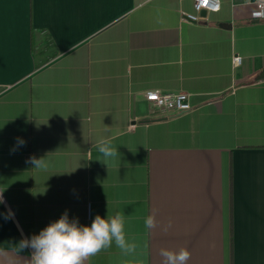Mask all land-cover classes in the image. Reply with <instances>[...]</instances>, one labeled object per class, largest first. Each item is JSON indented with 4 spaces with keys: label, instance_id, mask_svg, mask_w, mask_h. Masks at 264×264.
<instances>
[{
    "label": "crops",
    "instance_id": "1",
    "mask_svg": "<svg viewBox=\"0 0 264 264\" xmlns=\"http://www.w3.org/2000/svg\"><path fill=\"white\" fill-rule=\"evenodd\" d=\"M253 1L220 0L191 22L194 0H0V213H15L0 215V264H31L20 242L65 210L89 225L124 214L136 246L113 243L84 264H165L164 248L187 249V264H264ZM150 89L185 91L192 109L161 115ZM105 139L115 157L98 152Z\"/></svg>",
    "mask_w": 264,
    "mask_h": 264
},
{
    "label": "clouds",
    "instance_id": "2",
    "mask_svg": "<svg viewBox=\"0 0 264 264\" xmlns=\"http://www.w3.org/2000/svg\"><path fill=\"white\" fill-rule=\"evenodd\" d=\"M25 143L23 138L18 137L12 151L15 152ZM97 150L104 158L118 154V149L108 139L100 141ZM44 162L45 158L35 156L28 161L34 168L42 167ZM3 192L0 191V205L5 204ZM0 215L5 220L15 217L11 209ZM156 223L154 215H148L144 220L147 230L154 228ZM125 225V215L119 212L110 214L108 211L106 216L97 214L89 225L81 224L78 217H70L69 211L65 210L59 219L49 223L38 234L22 240L20 246L21 250H32L31 264H84L87 258L110 248L113 243L124 252L134 251L136 246L130 242ZM160 255L165 264H187L191 256L187 249L174 251L166 248L160 250Z\"/></svg>",
    "mask_w": 264,
    "mask_h": 264
},
{
    "label": "built area",
    "instance_id": "3",
    "mask_svg": "<svg viewBox=\"0 0 264 264\" xmlns=\"http://www.w3.org/2000/svg\"><path fill=\"white\" fill-rule=\"evenodd\" d=\"M251 1L247 3L250 4ZM255 9L251 16L253 19L264 18V0H254ZM221 8L220 0H194L195 13H186L183 15L184 20L191 22H198L200 20V12L204 9L208 12H218ZM234 66L242 64V58L235 54L233 56ZM144 97L148 102L150 108H154L161 115H169L171 113H183L192 109L189 100V93L185 91L176 92H160L158 90H146Z\"/></svg>",
    "mask_w": 264,
    "mask_h": 264
},
{
    "label": "water",
    "instance_id": "4",
    "mask_svg": "<svg viewBox=\"0 0 264 264\" xmlns=\"http://www.w3.org/2000/svg\"><path fill=\"white\" fill-rule=\"evenodd\" d=\"M200 14L201 16H207V11L203 9ZM263 78H264V70L258 76V79H263Z\"/></svg>",
    "mask_w": 264,
    "mask_h": 264
}]
</instances>
